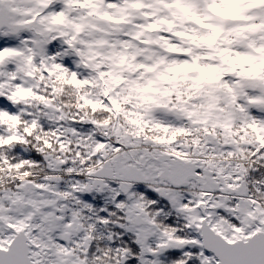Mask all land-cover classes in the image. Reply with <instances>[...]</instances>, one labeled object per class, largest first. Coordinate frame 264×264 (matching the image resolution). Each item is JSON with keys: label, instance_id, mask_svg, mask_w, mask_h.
Masks as SVG:
<instances>
[{"label": "snow or ice", "instance_id": "obj_1", "mask_svg": "<svg viewBox=\"0 0 264 264\" xmlns=\"http://www.w3.org/2000/svg\"><path fill=\"white\" fill-rule=\"evenodd\" d=\"M0 264H264V0H0Z\"/></svg>", "mask_w": 264, "mask_h": 264}]
</instances>
